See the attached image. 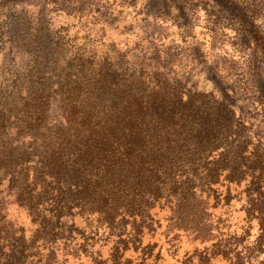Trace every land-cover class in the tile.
Here are the masks:
<instances>
[{
	"label": "rangeland",
	"instance_id": "1",
	"mask_svg": "<svg viewBox=\"0 0 264 264\" xmlns=\"http://www.w3.org/2000/svg\"><path fill=\"white\" fill-rule=\"evenodd\" d=\"M256 192L264 0H0V264H264Z\"/></svg>",
	"mask_w": 264,
	"mask_h": 264
},
{
	"label": "trees",
	"instance_id": "2",
	"mask_svg": "<svg viewBox=\"0 0 264 264\" xmlns=\"http://www.w3.org/2000/svg\"><path fill=\"white\" fill-rule=\"evenodd\" d=\"M255 159L258 161L260 158L258 156V154H254ZM256 196H257V202L264 204V192L262 193H258L256 192ZM262 215L264 216V213H262ZM252 217L248 219V221H251ZM260 220L262 221V219L260 218ZM260 227H261V235L258 238V242L261 244L263 242H261L264 239V224L261 222L260 223ZM248 232H246L247 234ZM235 249L234 252L231 254V264H239L240 261V254H242L244 252V248H240L239 244L236 243V245H234ZM237 250V251H236ZM120 251V248L116 249V252ZM117 254V253H116ZM113 254H111L112 256ZM115 256V255H114ZM113 256V257H114ZM122 264L121 262H119L116 258H112L110 261V264Z\"/></svg>",
	"mask_w": 264,
	"mask_h": 264
}]
</instances>
